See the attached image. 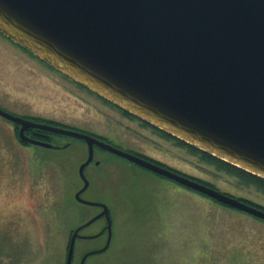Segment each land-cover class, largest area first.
Segmentation results:
<instances>
[{"label":"water","instance_id":"water-1","mask_svg":"<svg viewBox=\"0 0 264 264\" xmlns=\"http://www.w3.org/2000/svg\"><path fill=\"white\" fill-rule=\"evenodd\" d=\"M0 33L38 60L105 100L217 160L264 179V0H0ZM0 116L26 128L82 140L86 162L77 203L102 206L71 233L72 264L80 231L105 216L108 240L80 264L109 248L112 224L103 203L81 198L93 146L264 221V210L146 159L66 128Z\"/></svg>","mask_w":264,"mask_h":264},{"label":"rangeland","instance_id":"rangeland-1","mask_svg":"<svg viewBox=\"0 0 264 264\" xmlns=\"http://www.w3.org/2000/svg\"><path fill=\"white\" fill-rule=\"evenodd\" d=\"M10 49L0 50V101L55 117L62 127L89 120L108 132L103 115L80 103L64 81ZM51 137L60 146H21L13 125L0 117V264H65L70 234L96 212L74 199L82 188L83 142ZM143 146L152 161L264 209V193L233 175L144 137ZM86 170L83 198L109 207L112 239L85 264H264V221L110 156ZM103 225L94 221L82 234L98 233ZM105 239L77 240L72 264L102 249Z\"/></svg>","mask_w":264,"mask_h":264},{"label":"flooded vegetation","instance_id":"flooded-vegetation-1","mask_svg":"<svg viewBox=\"0 0 264 264\" xmlns=\"http://www.w3.org/2000/svg\"><path fill=\"white\" fill-rule=\"evenodd\" d=\"M0 48H1L0 50H3V49L4 50L5 49L11 50L10 48H12L13 51L20 53V55H22L25 60H27V61L29 60L30 63H33L36 67L45 71L50 76L57 78L61 81H64L68 85V89H69L70 94L75 95L76 98L80 101V103L89 104L94 112L97 111L99 114L103 115L102 116L103 119L107 120L108 121L107 123H109L111 125V127H109V130L107 133H101L98 129L96 130V128L91 126V123L89 122V120H87L86 123H81V124L76 123V122L75 123H66L67 125H73V126L76 125L75 129L65 127V126L62 127L61 125L58 124V122H56L57 118H55V117L47 116L46 114H29L30 113L29 110H25L24 112H22V111L19 112V110H17L18 108L15 107V106H17V104H12V103L8 104V103H4L3 100H1L0 101V109H2L4 112H6L8 114L10 113L11 115H13L17 118H23V119L28 120L30 122L33 121V122L38 123V124H46V125H49L52 127L55 126V127H60L63 129L66 128V129L74 131V132L78 131V132L83 133L85 135L87 134L90 137L95 138L97 141L99 140L100 142H102L106 145H110L111 147H114L117 150H122V151H124L130 155L132 154V155L139 157L141 159L142 158L146 159L152 163L154 162L161 167L168 168L167 166H165V165L163 166V165L155 162L154 160L152 161L149 157H147L144 154L143 137L145 139H147L149 142L157 145L158 147L163 148V146L166 145L168 148H171L173 150H176V151L180 150L181 152H184L185 155L192 157L193 159L201 162L202 164H203V162L205 163V161L202 159V154L195 153L191 149V146L189 144L181 142L176 137H173L170 134H167L166 132L160 130L159 128H157L153 124L151 125L150 123L143 121L141 118H138L134 114H132L130 112L128 113L125 110H123L121 107L116 106L114 103H111L110 101L105 100L103 97H101L97 93L95 94V93L91 92L85 86L83 87L80 84L76 83L75 81L70 80L64 74H61L58 71H56L53 67H50L46 62H44L40 59L38 60L31 52L25 51L19 43L16 44L12 40L5 37L2 33H0ZM7 121L8 122L10 121V123L13 125V128L15 129V137L20 142V144L22 143L21 146L32 145V144L20 141L18 139V132L20 130L19 124L14 123L11 120H7ZM113 126L115 127L114 130H113ZM85 129H90V131H88V130L86 131ZM16 133H17V135H16ZM25 135L30 139H36L40 142L44 141V142L50 143L51 145H53L52 144L53 139H51L52 138L51 135H57V136H61V137L72 138V137L66 136V135L62 136V135L55 134V133L52 134V133H49V132L44 131V130L41 131V130L33 128V127L26 128ZM76 140H77V138H76ZM83 144L86 148L85 159L87 160L88 148L84 142H83ZM67 145H69V144L66 143V146ZM58 146H60V145L55 143L52 146V148L54 149ZM52 148H50V149H52ZM93 148L94 149H93L92 161L88 164L87 167H85V169H84L85 173L87 171L86 169L92 165L96 168L99 167L100 164H102V162H105V159L107 160L109 156L112 159L116 158V160L123 161L124 163L128 164L131 168L133 167V168H139L142 170L143 169L146 170L145 168H141L134 163H129V161L127 159H125L123 157H118L117 155L113 154L112 152H108V151H106L102 148L96 147V146H93ZM98 154L101 156V158L96 159V155H98ZM86 160L84 162H86ZM209 165L214 166L213 164H210V163H209ZM85 178H86V176H85ZM197 181L203 183L204 185H206L208 187L210 186V185H207L206 183H204L200 180H197ZM82 186H83V182H82ZM88 187H89V181H88ZM88 187H87V189H88ZM211 187L214 188V186H211ZM80 189H78V190H80ZM86 190L80 195L82 199H84L86 201H92L94 203L105 204L102 201H97V200L90 199V198L89 199L83 198V196L86 193ZM77 193H78V191H77ZM82 205H84V204H82ZM84 206H87V205H84ZM87 207H89V208L91 207V208L96 210V212H93L94 213L93 217L100 215L102 210H103L102 206H91V205H89ZM107 211L109 213V217H111L110 216L111 213L109 211L108 206H107ZM98 221H100V222L103 221V224H104L98 233H94L91 235H85V234H82V231H84V229H82L79 234H81L82 236L91 237L93 235H96V234H99L102 232V234H100L99 237L91 238V239L92 240L102 239V237L105 236L106 237L105 244H106V242L108 240L107 230L105 229V227L107 226V219L105 216H103V217H101V219H98ZM110 224H111V219H110ZM80 239L91 240V239H85V238H80ZM80 239H77V240H80ZM94 255H96V254H94Z\"/></svg>","mask_w":264,"mask_h":264},{"label":"trees","instance_id":"trees-1","mask_svg":"<svg viewBox=\"0 0 264 264\" xmlns=\"http://www.w3.org/2000/svg\"><path fill=\"white\" fill-rule=\"evenodd\" d=\"M191 149L195 152V153H199L202 154V159L205 161V163H210L213 164L217 170H221L224 171L225 173H227L228 175H233L235 176L239 182L245 184V185H249V186H254L256 187L258 190H260L262 193H264V179L262 180L261 178L255 176V175H251L246 173L243 170H239L238 168L232 166L231 164H226L221 160H217L216 158H214L213 156H211L210 154H205L203 152H201L200 150H198L197 148L195 149L194 147L191 146ZM158 176V175H157ZM201 194V193H200ZM203 195V194H202ZM243 200V199H242ZM245 203L253 206L252 204H250L249 202H247L246 200H243ZM223 205V204H222ZM255 206V205H254ZM227 207V206H226ZM262 210H264L263 208L256 206Z\"/></svg>","mask_w":264,"mask_h":264}]
</instances>
